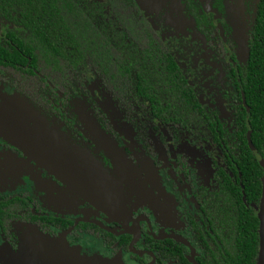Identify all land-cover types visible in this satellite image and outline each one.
Wrapping results in <instances>:
<instances>
[{
    "label": "trees",
    "instance_id": "trees-1",
    "mask_svg": "<svg viewBox=\"0 0 264 264\" xmlns=\"http://www.w3.org/2000/svg\"><path fill=\"white\" fill-rule=\"evenodd\" d=\"M220 2L212 0L210 7L219 11ZM190 6L198 29L209 39L213 28L202 4ZM0 23V81L10 82L41 112L67 123L54 105L65 106L71 88L82 87L84 78L94 73L127 115L133 113L132 102L141 109L148 106L147 112L161 123L184 128L198 140L219 147L222 166L217 167L215 177L219 189L215 194L200 191L195 197L203 216L200 229L189 217L201 249L197 261L257 264L263 172L253 150L263 157L264 0H258L255 8L247 60L238 70L239 84L231 71L239 102L233 107L231 142L225 140L215 113L200 104L135 0H0ZM217 44L224 55L220 39ZM93 110L103 128L111 132L103 115L95 107ZM16 219L30 222L50 236L72 226L69 221L44 215L27 194L0 195V235L10 245V226ZM73 232L101 238L108 247L114 243L112 236L92 224L80 223ZM146 239L160 258L191 264L184 255L186 247L179 242H155L147 234ZM121 240L120 247L125 248L129 238Z\"/></svg>",
    "mask_w": 264,
    "mask_h": 264
},
{
    "label": "flooded vegetation",
    "instance_id": "flooded-vegetation-1",
    "mask_svg": "<svg viewBox=\"0 0 264 264\" xmlns=\"http://www.w3.org/2000/svg\"><path fill=\"white\" fill-rule=\"evenodd\" d=\"M211 1L212 0H172V5H170L172 6V11H149V16H147L146 11H143L140 6H138L142 12L143 18L147 21L149 26L154 30L158 37L162 39L161 41L173 62L183 73L191 88L197 93V98L200 104L205 110L213 111L215 113L216 119L222 124L225 130V140L227 142H231L234 134L233 107L234 105L239 104L236 97V88L231 81V71H233V75L239 84L238 70L244 66L247 57L244 63L240 62L238 59L239 55L236 53V47L230 38L231 28L230 26L226 25V23H224V19L227 17L226 4L228 3V0H221V8L219 11L210 7ZM257 2L258 0L255 1L253 6L254 12ZM198 3L202 4L206 21L211 23V27L213 28L212 35L209 39L206 38V34H204L203 31L198 29L194 18L190 14V8L192 7L190 5H196ZM171 26L172 29H174L176 26V31L180 32L175 34L176 31H172ZM251 26L252 22L249 33L251 31ZM184 33H189L191 39L190 45L189 43H183L181 41V36L185 35ZM217 39H220L221 41L224 55H221L222 51L219 50ZM192 50L193 53L190 55V51ZM202 55L203 59L201 57ZM187 64L190 65L189 69L191 71L199 72L198 76L195 75V78L191 80L186 74V70H189ZM221 65H223L225 71V84L232 91V98H230V100H228L225 104L228 110L227 116L222 114L220 115L217 109L219 107L218 104L220 103L221 106L223 100H220V98L217 99L215 95H212V99H209L210 95L208 94V97H205V103L199 97V91L204 88L206 74L209 75V70L207 73L205 68L209 66V68L214 67L216 69ZM190 74L193 76L191 72ZM91 75H93L99 82L102 88L106 107H108L109 111L99 101L94 99L87 89L85 85L86 80ZM192 80L195 81L191 82ZM1 83L7 84L14 94L18 95L19 99L27 102L31 108L33 107L35 110L39 111L44 116V118L48 120L53 118L57 122L61 123L59 126H64L69 131V133H71V135H75V137L78 138H86L88 140L87 144H92L90 147V149L93 150L92 153L94 154L92 157L86 155L84 150H82L75 142L71 143L72 141L69 139V136H65V133L63 134L55 130L64 141H67L70 144L71 149H73L75 152L85 154L86 157L88 156L87 158L91 159L95 165H99L100 169L108 172L120 170L126 176L129 186H124V189H122V191L125 192V197L120 201V211L118 213L111 214L110 212L97 207L98 215H96L90 209H85L83 217L72 216L75 214H71L72 209L76 208L78 200L80 199L79 197H81V192L76 193L79 195V197L75 196L73 203L68 205L69 209L56 207L57 204L55 203V200L57 197L62 195L70 196V194L63 189L65 184H62L61 182L59 184L56 179H53V176L51 177L56 186L59 184L58 186H60V190L51 191L50 189L54 188L52 186L48 188L47 191L50 195L49 197H46V201H44L37 192L32 190L30 192L27 191L30 188H28L27 185L23 186L26 187L25 189H21L23 188L21 187L20 189L12 190L11 192H4L3 189L0 191L1 196L18 193L27 194V196L32 199V201L40 209V212H42L44 215L64 221H69L72 223V226L63 231L57 230L55 236H50L48 234L41 233L34 224L16 219L11 222L10 226L12 245H10L1 235L0 245L1 241H4L7 243L8 247L18 255L26 253L30 254V247L28 246L29 237L35 240L38 239L39 234H41L50 238L51 245L57 241L62 242L64 241L63 239H65L68 242L67 246H70L71 250L79 246L81 248L85 243L91 242V244H94L95 246L97 245L96 248H98L100 252L99 255L103 258L109 260L116 258L117 261L118 259H121V261H123L125 264H159V260H163L162 264H176L173 258L168 257L167 259H162L153 250H151V244L146 239L147 234L155 242H162L165 240L179 242L186 247L188 252H185L184 255L189 260V262L193 264V258H195L196 263L198 264L197 259L201 249L197 242L196 232L191 229L189 217L194 220L195 224L200 229L202 226L203 216L195 197L200 191L215 194L219 189L217 180L215 179L217 167L222 166V154L219 147L212 146L207 141L198 140L189 134L184 128L174 126L173 124L161 123L157 119L153 118L151 113L147 112L148 106H145L143 109H141L134 102H132L131 107L133 109V113L127 115L126 109L118 105L117 101L112 98L109 91L104 87L99 77L94 73H90L84 78L82 82L83 88L77 84L71 88V96L65 106L61 107V103L54 105L55 109L62 115L68 124L58 119L54 114L41 112L38 107L34 106L27 100V98L19 94L10 85V82L0 81V84ZM76 95L83 96L85 101L88 103L90 117L97 128L96 129L92 126V129L95 130L96 137L102 139L100 143L94 135L91 136L92 133L90 131L84 128L83 125H80V122L75 119V117L73 118V116L70 115L68 109ZM93 107H95L103 115L106 125L113 133L105 130L95 118ZM143 121L152 125V128L157 131L158 134L161 133L163 137H165L164 141L166 143L164 141L161 143V149L160 146L155 147V145L151 142L150 137H148L147 131L143 126L144 124H141ZM120 123L125 124L128 128H130L133 136L135 135L134 139L126 140L120 135L122 133L120 132L118 126ZM245 124L247 125V118L245 120ZM179 131L184 132L191 141H194V146L202 150V152L208 157V166L211 168L210 185H201L197 187V189L192 194L196 215L190 214L189 211L183 206L182 197L179 194H175L177 192L176 182H179L180 180H182V182L185 181V185L187 187L193 188L191 176L195 172L191 171V161L188 155L185 151L180 149L179 141L181 140L179 138ZM112 134H114V136ZM101 135H103V138ZM246 138L248 145L252 150V147L249 143V132L246 134ZM168 139H170L171 143L168 142ZM120 149L124 150L125 153L133 157L135 162L134 165H130L128 162L127 163L129 166L123 165L121 159L118 158V152H120ZM171 151H173V154H171ZM0 152L2 153L0 161H2L4 158L3 154H10V156H22L23 154L22 149L2 140H0ZM253 155L256 159L258 158V155L254 150ZM167 156L170 157L167 159ZM143 160H146L152 165V167H154V174L158 177V179L161 177L160 172L164 173L163 180L170 183L169 188L171 192L165 190L164 188H158V191H153V185L151 184L150 187V183L146 182L148 178L147 171L143 170L142 168ZM119 161H121L120 167H118ZM107 167L110 169H106ZM0 176H4L5 180L10 184V188H12L13 184L11 179L13 176L11 173L0 167ZM145 189L150 190L152 194L148 195ZM92 199L93 197H91V199L82 198V200L85 202H89L91 205H94ZM163 199H165L164 204ZM173 200L174 204L172 203ZM53 203L54 205H52ZM147 203H152L153 207H157V209L153 208L150 211V209H147L146 207ZM28 204L31 207V212L34 213V207L30 203ZM172 207H174L176 211L175 218H172ZM125 208L128 210L126 209L125 211ZM179 208H181V211ZM168 220H170V224L167 223ZM80 223L92 224L103 233L112 236L114 239L113 245L108 247L101 238H97L86 233L73 232V229L76 227V225ZM23 230L24 232L22 233ZM165 236H171V238H163ZM122 237L129 238L125 248L120 247ZM177 237L182 238L189 244L191 250L194 253V257L190 247H188L186 243L180 241ZM26 243H28L27 246H25ZM20 246L22 248L24 247L23 249H26V251L18 250Z\"/></svg>",
    "mask_w": 264,
    "mask_h": 264
},
{
    "label": "rangeland",
    "instance_id": "rangeland-1",
    "mask_svg": "<svg viewBox=\"0 0 264 264\" xmlns=\"http://www.w3.org/2000/svg\"><path fill=\"white\" fill-rule=\"evenodd\" d=\"M255 1L256 0H228L226 4L227 17L224 19V23L231 28L230 38L236 47V53L239 55L238 59L241 63H244L247 57V36L253 18V6ZM136 2L143 11H146L147 16L150 15L149 11H172V6H170L172 5V0H136ZM172 31H176V26ZM179 32L180 31H176V33H174L178 34ZM184 34L185 35L181 36V41L183 43H189L190 45L191 39L189 33ZM191 53H193V50L190 51V55ZM201 57L203 59V55ZM187 67L189 69L190 65L187 64ZM205 69L207 73L209 70V75L206 74L204 88L199 91V97L205 103V97H208V94L210 95L209 99H212V95H215L217 99L220 98V100H223L221 106L220 103L218 104L219 107L217 109L220 115L227 116L228 110L225 104L232 98V91L225 84V71L223 65L218 66L216 69L207 66ZM186 74L191 80L195 78V75L198 76L199 72H194L189 69L186 70ZM193 81L195 80L191 82ZM85 85L91 93V96L106 107L102 88L97 79L91 75L87 78ZM106 109L109 111L108 107H106ZM68 111L73 118L75 117V119L80 122V125H83L84 128L92 133V135L90 134L91 136L94 135L96 137L95 130L92 129V126L95 128L96 126L90 117L88 103L83 96L76 95ZM145 123L146 122L143 121L141 124H144L143 126L151 142L155 147L160 146L161 149V143L165 140V137H163L161 133L158 134L157 131L152 128V125ZM59 125H61V123L57 122L55 119L52 118L48 120L44 118L39 111L35 110L33 107L31 108L27 102L19 99L18 95H15L7 84H0V140L10 143L23 151L22 156L3 154L4 158L0 161V167L11 173L13 176L11 179L13 185L12 188H10V184L5 180V177L0 176V191L4 189V192H11L12 190H17L27 185L28 188L30 187L27 191L30 192L32 190L37 192L40 197L46 201V197L50 195L47 189L52 186L54 188H51V191H59L60 186L58 185L61 182L65 184L63 189L67 191L70 196L62 195L57 197L55 200V203L58 205H56L57 208L69 209L68 205L73 203L75 196L79 197L76 193L81 192V197H79L80 199L78 200L76 208L72 209L71 214H75L72 216L83 217L85 209H90L98 215L97 207L111 214L118 213L120 211V201L125 197V192L122 191V189H124V186L127 187L128 185L126 176L120 170L108 172L100 169L99 165H95L91 159L87 158L88 156L92 157L94 155L92 153L93 150L90 149L92 144L88 145V140L86 138L75 137V135H71L64 126L61 127ZM118 126L120 132H122L120 135L123 138L126 140L134 139L135 135L133 136L130 128L122 123ZM55 130L63 134L65 133V136H69V139L72 141L71 143L75 142L88 156L86 157L85 154L75 152L71 149L70 144L64 141ZM101 136L103 138V135ZM179 138L181 140L179 141L180 149L185 151L188 155L191 161V171L195 172L191 176L193 188L187 187L185 181L182 182V180H180L176 182L177 192L175 194H179L182 197L183 206L189 213L196 215L192 194L197 187L201 185H210L211 168L208 166V157L200 148L194 146V141H191L184 132L180 131ZM96 139L99 143L102 140L98 137H96ZM168 142L171 143L170 139H168ZM119 151L118 158L121 159L123 165H128V163L130 165L135 164L131 155L125 153L124 150L120 149ZM171 154H173V151H171ZM0 157H2L1 152ZM169 157L170 156H167V159ZM121 161L118 162V167H120ZM142 168L147 171L148 179L146 182L150 183V187L151 184L153 185V191L158 188H164L171 192L169 188L170 183L163 180V172H160L161 177L158 179L154 174V167L146 160H143ZM106 169L110 168L107 167ZM51 176L59 183L57 186ZM25 188L26 187H23L21 189ZM145 191L148 195L152 194L148 189H145ZM91 197H93L92 200L94 205L82 200V198L91 199ZM164 202L165 199H163V204ZM172 203L174 204V200ZM52 205H54V203ZM146 207L150 209V211L153 208L157 209V207H153L152 203H147ZM126 209L127 208H125V211ZM171 210L172 218H175V208L172 207ZM179 210L181 211V208H179ZM167 223L170 224V220H168ZM23 232L24 230L22 233ZM63 240L62 242L57 241L51 245L50 238L47 236L39 234L38 239L35 240L29 237V244L26 243L25 246L28 244L30 247V254L21 253L22 255H18L8 247L6 242L1 241L0 263L125 264L121 259L117 261L116 258L111 260L103 258L99 255L100 252L98 248H96L97 245L95 246L91 244V242L85 243L81 248L79 246L71 250V247L67 246L68 242L65 239ZM23 248L20 246L18 250L26 251V249Z\"/></svg>",
    "mask_w": 264,
    "mask_h": 264
},
{
    "label": "water",
    "instance_id": "water-1",
    "mask_svg": "<svg viewBox=\"0 0 264 264\" xmlns=\"http://www.w3.org/2000/svg\"><path fill=\"white\" fill-rule=\"evenodd\" d=\"M258 163L260 167L262 168V178H261V196H260V201H259V207L257 211V218L259 221V229H258V237H259V242H258V253H257V264H264V154L263 157L260 158L257 156ZM163 238H171V236H165ZM180 241L186 243L188 247L189 244L183 240L182 238L177 237ZM191 250V247H190ZM192 255L194 257V253L191 250ZM193 264H197L195 258H193Z\"/></svg>",
    "mask_w": 264,
    "mask_h": 264
}]
</instances>
